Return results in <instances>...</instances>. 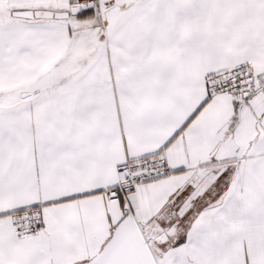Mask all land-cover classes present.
I'll use <instances>...</instances> for the list:
<instances>
[{
	"label": "snow or ice",
	"instance_id": "1",
	"mask_svg": "<svg viewBox=\"0 0 264 264\" xmlns=\"http://www.w3.org/2000/svg\"><path fill=\"white\" fill-rule=\"evenodd\" d=\"M0 264H264V0H0Z\"/></svg>",
	"mask_w": 264,
	"mask_h": 264
}]
</instances>
